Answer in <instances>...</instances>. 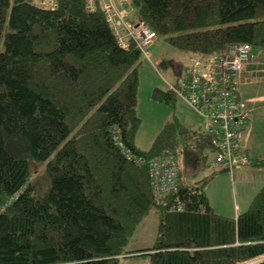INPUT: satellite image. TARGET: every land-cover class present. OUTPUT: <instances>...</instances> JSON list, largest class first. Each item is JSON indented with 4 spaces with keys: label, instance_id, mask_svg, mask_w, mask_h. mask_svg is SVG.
<instances>
[{
    "label": "trees",
    "instance_id": "obj_1",
    "mask_svg": "<svg viewBox=\"0 0 264 264\" xmlns=\"http://www.w3.org/2000/svg\"><path fill=\"white\" fill-rule=\"evenodd\" d=\"M55 2L0 0V264H124L130 254L148 264H264V185L237 215L217 213L182 175L207 163L210 138L175 115L138 147L141 51L132 40L117 44L100 7ZM131 4L157 37L190 55L241 42L264 49V0ZM152 97L171 107L176 99L159 87ZM122 148L172 155L177 165L179 153L177 188L158 196L147 166ZM246 153V165L264 168V154ZM152 210L154 243L128 250Z\"/></svg>",
    "mask_w": 264,
    "mask_h": 264
},
{
    "label": "built area",
    "instance_id": "obj_2",
    "mask_svg": "<svg viewBox=\"0 0 264 264\" xmlns=\"http://www.w3.org/2000/svg\"><path fill=\"white\" fill-rule=\"evenodd\" d=\"M128 4L131 0H120ZM40 6L54 7L55 0H37ZM100 7L118 45L129 47L132 40L141 53L150 59L149 47L156 33L136 15L120 11L113 0H86V8ZM261 50L241 42L224 44L213 54L192 56L185 71L174 82H167V90L182 98L203 119L202 131L209 136L215 150L208 165L214 171L248 163L245 136L251 119L250 101L241 97V76L249 65H259ZM244 81V80H243ZM125 157L147 166L151 186L161 196L175 190L178 184V165L172 155H157L148 159L122 148ZM235 184V183H234Z\"/></svg>",
    "mask_w": 264,
    "mask_h": 264
},
{
    "label": "rangeland",
    "instance_id": "obj_3",
    "mask_svg": "<svg viewBox=\"0 0 264 264\" xmlns=\"http://www.w3.org/2000/svg\"><path fill=\"white\" fill-rule=\"evenodd\" d=\"M30 1L37 2V0ZM130 3L131 1H128L129 5ZM154 40V45L152 43L149 47L151 60L142 54L138 67L136 111L140 118V125L137 130L136 140L143 148H147L150 145L156 132L173 115L187 128L202 130L203 126V119L182 98L176 96L175 104L171 107L169 104L155 100L152 97L153 88L159 87L167 90V82H174L176 80L178 73L188 66L189 57L200 55H190L187 52L176 49L167 44L160 36H156ZM261 52L259 65L261 69H264V49ZM158 56L161 62L156 61ZM260 72L262 73L258 75L253 73L249 78L250 82L240 86L239 90L242 97L264 95V71ZM253 104L251 105L250 140L254 141L255 147L264 150V99H260ZM204 152L208 156V163V160L213 158L215 150L209 147ZM177 161H179V166L180 164L182 165L179 153ZM207 163L201 166L194 174L183 173L182 175L195 185L203 187V190L209 195L210 201L217 213L230 216L231 207L234 210V203L236 202L235 191L232 187H230V190L224 187L225 180L223 181V185H219L216 181L225 176L226 171H214ZM246 208L247 206L243 210ZM243 210L241 209L240 212ZM157 227L158 214L155 210H152L137 225L128 242L127 249L135 250L151 246L156 238ZM130 255H121L119 258L124 264H148L146 257L142 255L141 257ZM258 258L244 261V263H253Z\"/></svg>",
    "mask_w": 264,
    "mask_h": 264
},
{
    "label": "crops",
    "instance_id": "obj_4",
    "mask_svg": "<svg viewBox=\"0 0 264 264\" xmlns=\"http://www.w3.org/2000/svg\"><path fill=\"white\" fill-rule=\"evenodd\" d=\"M113 1L115 3L116 7L120 11H122L124 13H128V15H131V16L136 15L135 9L131 3L129 5V4H122L120 0H113ZM153 45H154V43H153ZM150 57H151V55H150ZM190 57H189V59H190ZM150 60H151V58H150ZM156 61L161 62V59L159 56L156 58ZM185 69L182 70L181 72H179L178 76L180 74H182L185 71ZM260 71H264V69H261L260 65H255V64L249 65L248 69L241 76L242 81L239 84V88L242 84H247L250 82L249 78L251 77V75L253 73H256V75H258V74L262 73ZM239 92H240V90H239ZM240 95L242 97L241 92H240ZM262 97H264V95H254V96H249L247 98H245L243 96L244 99H247L251 102L250 107L253 103L255 104V102L259 101L260 99H264ZM248 125H249V132L245 136V141H246L247 152H248L249 157L264 154V150H261V148L255 147L254 141L250 140L251 119H250V122ZM136 145L140 148H143L142 146H140V144L137 142V140H136ZM223 171H226L225 176H223L219 181L218 180H216V181H217V183H219V185H223V181L225 180L224 187L227 190H230V187H232V189L235 191L234 193H235V197H236V202L234 203V210L232 207L230 210L231 216H235L241 211V209L243 210L246 206H248L249 201L251 200V198L255 194V192H257V190L262 185H264V168L252 166V165H246V166H235L232 169L231 173L228 172L227 170H223ZM204 193L208 197V200H209L211 206L213 207V205L210 201L209 195H207L206 191H204Z\"/></svg>",
    "mask_w": 264,
    "mask_h": 264
},
{
    "label": "water",
    "instance_id": "obj_5",
    "mask_svg": "<svg viewBox=\"0 0 264 264\" xmlns=\"http://www.w3.org/2000/svg\"><path fill=\"white\" fill-rule=\"evenodd\" d=\"M241 264H251V263H250V262H245V263L243 262V263H241Z\"/></svg>",
    "mask_w": 264,
    "mask_h": 264
}]
</instances>
